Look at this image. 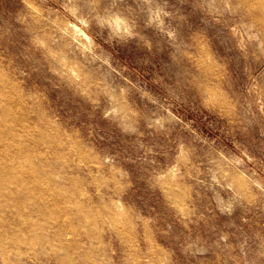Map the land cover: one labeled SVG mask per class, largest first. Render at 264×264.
Segmentation results:
<instances>
[{
  "label": "rangeland",
  "instance_id": "rangeland-1",
  "mask_svg": "<svg viewBox=\"0 0 264 264\" xmlns=\"http://www.w3.org/2000/svg\"><path fill=\"white\" fill-rule=\"evenodd\" d=\"M0 264H264V0H0Z\"/></svg>",
  "mask_w": 264,
  "mask_h": 264
},
{
  "label": "snow or ice",
  "instance_id": "snow-or-ice-1",
  "mask_svg": "<svg viewBox=\"0 0 264 264\" xmlns=\"http://www.w3.org/2000/svg\"><path fill=\"white\" fill-rule=\"evenodd\" d=\"M93 2H99V3H101V0H93Z\"/></svg>",
  "mask_w": 264,
  "mask_h": 264
},
{
  "label": "bare ground",
  "instance_id": "bare-ground-1",
  "mask_svg": "<svg viewBox=\"0 0 264 264\" xmlns=\"http://www.w3.org/2000/svg\"><path fill=\"white\" fill-rule=\"evenodd\" d=\"M26 145V144H25ZM76 201V200H75ZM79 204V203H78Z\"/></svg>",
  "mask_w": 264,
  "mask_h": 264
}]
</instances>
